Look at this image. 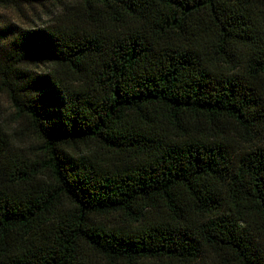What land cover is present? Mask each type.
<instances>
[{
	"label": "trees",
	"instance_id": "obj_1",
	"mask_svg": "<svg viewBox=\"0 0 264 264\" xmlns=\"http://www.w3.org/2000/svg\"><path fill=\"white\" fill-rule=\"evenodd\" d=\"M0 86V264H264V0H0Z\"/></svg>",
	"mask_w": 264,
	"mask_h": 264
},
{
	"label": "rangeland",
	"instance_id": "obj_2",
	"mask_svg": "<svg viewBox=\"0 0 264 264\" xmlns=\"http://www.w3.org/2000/svg\"><path fill=\"white\" fill-rule=\"evenodd\" d=\"M58 11V4L52 5L47 3L46 5L35 4L33 6H23L20 10L16 8H10L8 10H1L2 13L10 19V23H14L20 27L36 28L47 26L52 22V18L46 13H52ZM35 70H44L40 64H34ZM0 118L5 121H9L11 125L16 118L14 109L12 108L7 94L2 91L0 86ZM20 141L22 143L31 142L34 145L38 144L37 138L30 132H25L24 136H21Z\"/></svg>",
	"mask_w": 264,
	"mask_h": 264
}]
</instances>
